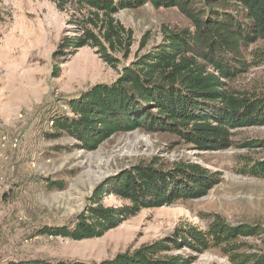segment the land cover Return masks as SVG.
Segmentation results:
<instances>
[{
  "label": "rangeland",
  "instance_id": "rangeland-1",
  "mask_svg": "<svg viewBox=\"0 0 264 264\" xmlns=\"http://www.w3.org/2000/svg\"><path fill=\"white\" fill-rule=\"evenodd\" d=\"M82 19L75 4L61 8L57 0H0V264L35 258L101 261L168 236L182 222L205 228L210 214L232 225L258 224L264 232V179L238 172L247 159H264V126L236 133V143L255 147L220 152H200L172 134L143 130L117 133L92 152L68 134L51 136V118L72 116L71 100L115 82L139 54L143 39L148 42L140 54L163 41V27L189 26L177 8L148 2L120 11L116 19L133 30L134 43L129 59L120 57L113 68L91 46L66 48L67 39L79 34ZM245 57L252 66L230 84L264 95V41L252 45ZM153 158L200 164L217 173L218 182L205 196L144 209L99 238L39 234L43 227L71 223L102 182ZM104 203L125 202L108 195ZM248 242L264 249L260 240ZM193 264L231 262L211 249Z\"/></svg>",
  "mask_w": 264,
  "mask_h": 264
},
{
  "label": "trees",
  "instance_id": "trees-1",
  "mask_svg": "<svg viewBox=\"0 0 264 264\" xmlns=\"http://www.w3.org/2000/svg\"><path fill=\"white\" fill-rule=\"evenodd\" d=\"M57 1L61 8L75 4L83 12L81 30L67 39L66 48L91 46L113 68L120 57L129 59L134 43L133 30L116 19L120 11L148 2L177 8L189 26L163 27V41L140 54L148 42L143 39L139 54L122 67L115 82L71 100L72 116L51 118V136L68 134L90 152L117 133L136 130L172 134L200 152L256 146L238 144L235 136L238 130L264 126V95L230 83L252 66L245 52L264 41V0ZM238 172L264 179V159H247ZM216 182L217 173L200 164L153 158L102 182L71 223L43 227L39 234L76 241L99 238L144 209L205 196ZM108 195L125 203L108 206ZM204 219L205 228L182 222L168 236L101 261L35 258L8 264H193L211 249H219L231 264H264V249L248 242L260 240L264 246L261 225H232L220 214Z\"/></svg>",
  "mask_w": 264,
  "mask_h": 264
}]
</instances>
